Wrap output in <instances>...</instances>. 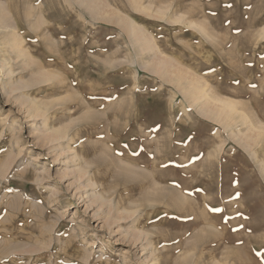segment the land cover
Instances as JSON below:
<instances>
[{"label":"rangeland","instance_id":"1","mask_svg":"<svg viewBox=\"0 0 264 264\" xmlns=\"http://www.w3.org/2000/svg\"><path fill=\"white\" fill-rule=\"evenodd\" d=\"M0 25V264H264V0H0Z\"/></svg>","mask_w":264,"mask_h":264},{"label":"bare ground","instance_id":"2","mask_svg":"<svg viewBox=\"0 0 264 264\" xmlns=\"http://www.w3.org/2000/svg\"><path fill=\"white\" fill-rule=\"evenodd\" d=\"M0 27H1V25H0ZM126 27H127V26H126ZM129 32L132 34L133 37H135V39H136L137 41L139 40V41L143 42V44H145V45L149 48V46H150V41H149V40H146V39L143 37L141 30H138L137 28L135 29L132 23L129 24ZM144 36H145V35H144ZM139 41H138V42H139ZM148 41H149V42H148ZM14 43H15V42H14ZM16 45L19 46L18 41L16 42ZM147 47H146V48H147ZM16 48H17V47H16ZM148 48H147V49H148ZM150 48H151V47H150ZM17 51H18V49H17ZM19 52H20V51H19ZM161 62H162V60H161ZM165 62H166V61H164V65H165ZM159 63H160V62H159ZM162 64H163V62H162ZM166 64H168V63L166 62ZM159 65H160V64H159ZM159 65H158V66H159ZM164 65H162V66H164ZM167 66H168V65H167ZM160 67H161V66H160ZM164 67H165V66H164ZM160 69H164V68L161 67ZM167 70H168V69H167ZM167 70H166V73H167ZM169 70H170V68H169ZM171 70H172L171 72H174L175 69L172 68ZM162 71L164 72V70H162ZM179 71H181V70H179ZM176 72H177V71H176ZM173 74H175V73H173ZM177 74H178V73H177ZM181 74H182V73H181ZM181 74H178V75L180 76ZM184 75H185V74H184ZM175 76H176V75H175ZM187 76H188V75H187ZM187 76H186V77H187ZM183 77H184V76H183ZM190 77H191V76H190ZM177 78H179V77H177ZM191 78H192V77H191ZM180 79H182V76H180ZM180 79H178V81H180ZM185 80H186V79H185ZM187 80H188V79H187ZM195 80H197V79L195 78ZM183 81H184V80H183ZM189 81H190V80H188L187 83H188ZM192 81H194V79H193ZM192 81H191V83L193 84ZM180 82H181V81H180ZM184 82H185V81H184ZM184 82H183V83H184ZM197 82H198V81H197ZM197 82L195 81L196 84H197ZM199 82H200V81H199ZM195 83H194V85H195ZM200 84H201V83H200ZM202 84H203V83H202ZM190 85H191V84H190ZM190 85H189V86H190ZM192 86H193V85H192ZM203 87H204V85H203ZM190 88L192 89V87H190ZM207 88H208V87H207ZM205 89H206V88H205ZM189 91H190V89H189ZM189 91H188V93H191V94H192V95H189V96H191V97L193 96V99H194L195 101H196V100L198 101V99H204L205 96H206V94H207V91H205V92H206V94H205V92H204V90L201 88V86L198 87V86H196V85L193 87V89H192L191 92H189ZM187 95H188V94H187ZM216 96H217V95H216ZM206 97H207V96H206ZM217 100H218V99H217ZM217 100H216V103L218 104L219 101H217ZM197 101H196V102H197ZM209 102H210V101H209ZM212 102H213V100H212ZM222 102H223V101H222ZM219 103H220V102H219ZM228 104H231V103H228ZM206 105H207V104H206ZM215 105H216V104H215ZM208 106L210 107V104H208ZM216 106H217V105H216ZM221 106H222V103H221ZM224 107H225V109H224V110L222 109V110H223V111H222L223 114H224V111H225L226 109H228V111H225V113L228 112V114H231V115H234V116H235V114H232V111H233V113H234L235 111H237V110L234 111V109H235V108H233L234 106L231 107L230 105H226V104L224 103ZM211 108H212V106H211ZM211 108H209V109L211 110ZM214 108H215V107H214ZM218 108H220L219 105H218ZM221 108H222V107H221ZM215 109H216V108H215ZM215 109H214V111H215ZM202 110H203V112H205L204 109H202ZM207 110H208V109H207ZM212 112H213V111L208 112V113L211 114ZM217 112H218V109H217ZM235 113H237V112H235ZM204 114H205V113H204ZM239 114H240V113H239ZM217 115H218V113H217ZM225 115H227V113H226ZM213 116H214V115H213ZM221 116H222V113H221ZM234 116H233V117H234ZM222 117H223V116H222ZM225 117H226V116H225ZM219 118H221V117L219 116ZM227 118H228V117H226V120H227ZM216 119H217V118H216ZM221 119H222V118H221ZM224 120H225V119H224ZM229 120H230V119H229ZM229 120H227V122H228ZM228 123H229V122H228ZM255 130H256V129H255ZM60 132H61V131H60ZM61 133H62V132H61ZM58 134H59V132H58ZM260 134H261V133H260ZM62 135H63V134H62ZM258 136H259V134H258ZM258 136H257V138H259V137L262 136V135H260L259 137H258ZM60 137H62V136H60ZM250 137H251V136H250ZM250 137H249V138H250ZM255 138H256V137H254V138H252V139L255 140ZM257 138H256V140H258ZM256 140H255V141H256Z\"/></svg>","mask_w":264,"mask_h":264}]
</instances>
